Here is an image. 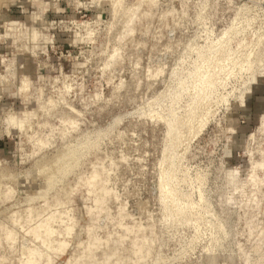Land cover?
Here are the masks:
<instances>
[{
	"label": "rangeland",
	"instance_id": "1",
	"mask_svg": "<svg viewBox=\"0 0 264 264\" xmlns=\"http://www.w3.org/2000/svg\"><path fill=\"white\" fill-rule=\"evenodd\" d=\"M263 116L264 0H0V264H264Z\"/></svg>",
	"mask_w": 264,
	"mask_h": 264
},
{
	"label": "bare ground",
	"instance_id": "2",
	"mask_svg": "<svg viewBox=\"0 0 264 264\" xmlns=\"http://www.w3.org/2000/svg\"><path fill=\"white\" fill-rule=\"evenodd\" d=\"M263 65V64H262ZM263 67V66H262ZM240 99V98H239ZM261 124V127L264 128V116L262 118V122L260 123Z\"/></svg>",
	"mask_w": 264,
	"mask_h": 264
}]
</instances>
